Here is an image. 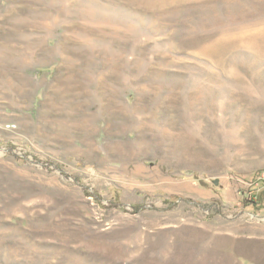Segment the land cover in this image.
Wrapping results in <instances>:
<instances>
[{
    "label": "rangeland",
    "instance_id": "rangeland-1",
    "mask_svg": "<svg viewBox=\"0 0 264 264\" xmlns=\"http://www.w3.org/2000/svg\"><path fill=\"white\" fill-rule=\"evenodd\" d=\"M0 264H264V0H0Z\"/></svg>",
    "mask_w": 264,
    "mask_h": 264
},
{
    "label": "trees",
    "instance_id": "trees-1",
    "mask_svg": "<svg viewBox=\"0 0 264 264\" xmlns=\"http://www.w3.org/2000/svg\"><path fill=\"white\" fill-rule=\"evenodd\" d=\"M94 195H96L98 202H100V204H102V203H103V200L101 199V197H100L99 195H97V194H94ZM101 200H102V201H101ZM180 200L190 201L188 198H184V197H182V196H177V195H175V196H173V197H169V198H167V199H166V202H170V203H172V204H176V203H178ZM194 202H195V201H194ZM250 202H251V203H258V202L255 201V200H250ZM245 205H249L248 202H245ZM132 207H133V209H134L135 211H140L141 209L144 208V205H141V204H133Z\"/></svg>",
    "mask_w": 264,
    "mask_h": 264
},
{
    "label": "water",
    "instance_id": "water-1",
    "mask_svg": "<svg viewBox=\"0 0 264 264\" xmlns=\"http://www.w3.org/2000/svg\"><path fill=\"white\" fill-rule=\"evenodd\" d=\"M216 182H217V180H216Z\"/></svg>",
    "mask_w": 264,
    "mask_h": 264
}]
</instances>
